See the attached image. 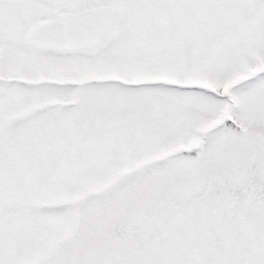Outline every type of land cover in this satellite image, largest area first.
I'll list each match as a JSON object with an SVG mask.
<instances>
[{
	"label": "snow or ice",
	"instance_id": "obj_1",
	"mask_svg": "<svg viewBox=\"0 0 264 264\" xmlns=\"http://www.w3.org/2000/svg\"><path fill=\"white\" fill-rule=\"evenodd\" d=\"M0 264H264V0H0Z\"/></svg>",
	"mask_w": 264,
	"mask_h": 264
}]
</instances>
